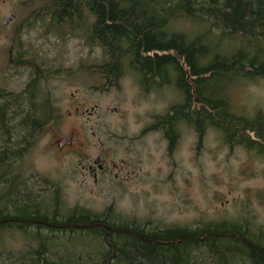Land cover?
Returning a JSON list of instances; mask_svg holds the SVG:
<instances>
[{"label":"trees","instance_id":"obj_1","mask_svg":"<svg viewBox=\"0 0 264 264\" xmlns=\"http://www.w3.org/2000/svg\"><path fill=\"white\" fill-rule=\"evenodd\" d=\"M46 3L41 11L58 27L74 29L83 24L84 11L91 16L84 41L103 54L102 62L94 66L103 86L118 85L123 73H132L145 89L171 85L182 100L165 115L168 126L177 117L199 139L211 127L228 146L264 154V113L247 117L234 112L226 92L234 81L264 78V0ZM179 20L193 21L200 32L189 38L172 30V23ZM9 95L0 94V222L21 221H5L0 229L23 232L27 238L26 249L9 259L10 264H264V231L247 222L163 228L150 221H127L110 209L96 214L74 208L59 214L51 202L43 212L33 201L13 203L12 165L30 136L14 137L10 122L18 117L19 128L33 131L38 107L31 97L23 100L22 92ZM58 214L59 222L69 227L57 231L45 227L42 234L43 226L37 225L33 232L26 231L32 227L28 221L40 216L43 222L59 223ZM0 264L8 263L0 258Z\"/></svg>","mask_w":264,"mask_h":264},{"label":"rangeland","instance_id":"obj_2","mask_svg":"<svg viewBox=\"0 0 264 264\" xmlns=\"http://www.w3.org/2000/svg\"><path fill=\"white\" fill-rule=\"evenodd\" d=\"M46 1L0 0V94L25 89L33 66L37 67L40 75L46 74L40 85L60 115L58 134L71 128L87 136L95 133L103 142L109 165V160L128 162L122 166L129 171V179L124 189L108 179L95 186L88 179L81 182L75 158L50 150V132H44L19 148L23 153L28 147L23 159H11L28 177L25 190L34 189L33 195L45 198L57 186L63 211L79 208L102 214L110 209L127 221H150L160 227L247 222L254 230L264 231V154L228 146L214 128H206L199 139L193 128L181 126L167 155L156 134L139 133L154 116L168 113L181 102L178 92L169 85L143 93L132 73L123 75L118 85L104 87L94 67L102 62L103 54L84 41L91 16L84 11L83 24L74 29L64 24L58 27L41 11ZM8 17L12 19L4 25ZM173 29L189 38L200 32L190 20L172 23ZM15 56L16 69L8 65V59ZM227 90L234 112L247 117L264 113V78L237 80ZM86 153L99 154L96 146ZM36 203L44 207L50 201ZM24 235L0 230L3 261L10 264L9 259L26 249Z\"/></svg>","mask_w":264,"mask_h":264},{"label":"flooded vegetation","instance_id":"obj_3","mask_svg":"<svg viewBox=\"0 0 264 264\" xmlns=\"http://www.w3.org/2000/svg\"><path fill=\"white\" fill-rule=\"evenodd\" d=\"M11 57V54H10ZM17 56L12 57L8 59V65L11 68H17ZM33 75L28 81L27 85L32 83L31 87L27 89H23L22 91V97L24 98L23 100L27 101V98L30 99L31 101L34 102V105L38 107V110L36 111V117L34 121H37V125L34 127L33 131L32 128H30V132L28 131L29 129L27 128H19L18 126V117L13 118V122H10L11 126L10 129L12 130V135L16 137L18 134L25 135V136H30L27 141H25V144L31 141L33 142V137H38L40 138L44 132H50V137L47 142V146L49 145L51 148L50 150L55 149L59 151L60 154H70L72 155L75 160H76V166L78 165L79 167V175L81 177V182H86L87 179L92 181L93 186L97 185L98 183H101L104 180H110L111 182H115L118 186V188L124 189L125 188V183L129 179V171L123 169V166L128 165L127 161H124L123 159L120 161V163H114L113 161L109 160L110 165L107 163V160L105 159L104 155L107 154L104 147H103V142L100 137H95V133L89 134V136L82 134L81 132H78L77 130L71 128L69 131L66 132V134L59 135L58 134V129L57 126L60 123V115H57V111L55 108L56 103L52 101V99L49 97V92L43 88L42 85H40L41 81L40 79L45 77V73H42L41 75L39 72H37V67L33 66ZM60 74L58 71H56V74ZM48 74V73H47ZM128 74V73H123V75ZM122 75V76H123ZM121 76V77H122ZM118 78V81L121 79ZM103 80V78H102ZM104 81V80H103ZM26 85V86H27ZM103 85V83H102ZM139 87H141V92L143 93H149V90L155 91L156 88L155 86H150L147 89H145L142 85L138 83ZM106 87V85L104 86ZM30 91V92H29ZM19 92V93H20ZM18 94V93H16ZM180 95V94H179ZM15 96L14 93H10L9 97ZM7 97V96H6ZM181 98V95L179 96ZM12 100V99H11ZM24 101V103H26ZM169 111L168 113H170ZM75 113H79V108L76 107ZM165 114L162 115H156L153 117V121L149 124H147L143 130L139 134L145 135V134H152L158 137V140L162 141L164 143L165 147V152L168 155L171 150L174 148L177 140H178V134H179V128L182 127H190L187 123L184 121H179L177 122L176 118H173V120L170 122L171 126H168L165 122ZM67 115H70V112L67 111ZM10 119V118H9ZM170 121V120H169ZM174 124V125H173ZM173 125V126H172ZM95 140V143L93 141ZM24 144V145H25ZM90 146H96L98 148V153L94 156H90L87 152V149ZM28 149V147L24 148V152L21 155L20 159L24 158L25 151ZM14 166L11 170V175L10 179H14L15 181V187L12 190V195H10V199L16 203L23 202V199L28 200V201H33L36 202L46 200L50 201L53 204H57V206L52 205L53 209H56L58 211L57 213L61 214L63 211L61 204H62V197L60 191H58V187L55 186L53 187V194L49 197L43 198L41 195H33L34 189L31 191L29 189L25 190L26 186V178L22 173H20L17 169V165L14 164ZM31 176V175H30ZM39 191V190H38ZM29 193H32L31 196H29ZM114 202L113 200L111 203ZM45 207V206H44ZM44 207H39L38 209L40 211H44ZM55 211V212H56ZM57 215V221L59 222L60 220V215ZM42 218V216L38 217V219L35 220H30V224L32 227L26 228V231H31L33 232L35 229H37V225L43 226L41 228L42 234L46 233L44 228L48 227L49 229H52L54 231L57 230H62L66 229L70 225H64V223H46L43 222L42 220H39ZM5 221H21L17 219H9ZM5 221H1L0 224L5 223ZM23 222H27V220H23ZM166 227H173V226H166ZM163 227V228H166ZM1 230V229H0Z\"/></svg>","mask_w":264,"mask_h":264},{"label":"water","instance_id":"obj_4","mask_svg":"<svg viewBox=\"0 0 264 264\" xmlns=\"http://www.w3.org/2000/svg\"><path fill=\"white\" fill-rule=\"evenodd\" d=\"M11 19H12V17H8V18L4 21V25H6Z\"/></svg>","mask_w":264,"mask_h":264}]
</instances>
